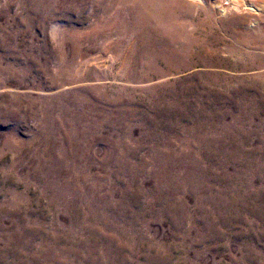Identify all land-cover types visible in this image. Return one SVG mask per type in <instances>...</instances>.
Wrapping results in <instances>:
<instances>
[{
  "label": "rangeland",
  "instance_id": "obj_1",
  "mask_svg": "<svg viewBox=\"0 0 264 264\" xmlns=\"http://www.w3.org/2000/svg\"><path fill=\"white\" fill-rule=\"evenodd\" d=\"M195 1L0 0V264H264V0Z\"/></svg>",
  "mask_w": 264,
  "mask_h": 264
},
{
  "label": "bare ground",
  "instance_id": "obj_2",
  "mask_svg": "<svg viewBox=\"0 0 264 264\" xmlns=\"http://www.w3.org/2000/svg\"><path fill=\"white\" fill-rule=\"evenodd\" d=\"M196 1L198 4H207V5H209L208 3H210V2H214L213 0H196ZM215 1H217V0H215ZM218 2H219V0H218ZM263 2L261 0H220V4H222V6H224V10L225 11L227 10V11H230L231 13H233L232 15H234L235 18H239V15H238L239 11L246 10L247 13H250L249 12V11H251L250 8H256L258 11L259 7L261 6L260 4H263ZM260 39H262V38H260ZM262 43H263V46H261V47L264 48V40H262Z\"/></svg>",
  "mask_w": 264,
  "mask_h": 264
}]
</instances>
